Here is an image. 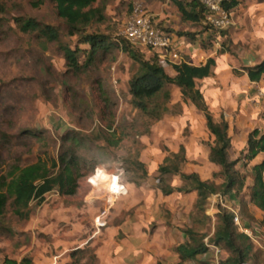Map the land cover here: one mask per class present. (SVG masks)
I'll return each mask as SVG.
<instances>
[{
  "label": "rangeland",
  "instance_id": "374dc122",
  "mask_svg": "<svg viewBox=\"0 0 264 264\" xmlns=\"http://www.w3.org/2000/svg\"><path fill=\"white\" fill-rule=\"evenodd\" d=\"M189 1L97 0L92 6L104 7L106 20L101 25L90 27L88 33L102 34L107 36L110 42H118L123 36V26L135 5H140L150 15L153 25L163 31L177 29V34L191 32L185 29L177 5L180 3L189 10ZM36 2L40 3L37 7L34 5ZM257 2L240 0L237 7L230 11L233 24L238 18L241 25L230 27L227 30V39L222 35V31L207 28L204 24L193 28L199 30L197 34L207 31L212 33L214 37H211V42L218 43V50L229 51L235 59L240 55L246 56L250 52V44H254L249 43V38L259 36L251 34L253 28L264 24V5H261L259 13L261 23L254 22L252 16L251 10ZM17 18L31 19L42 26L54 29L58 33V39L47 43L45 39L38 37L37 33H22L19 25L15 23ZM259 32L261 31L257 33ZM233 36L237 39L235 43ZM77 42V37L67 36L64 22L57 17L54 4L48 0H0V131L9 140L8 145L0 143L2 160L13 163L20 157L21 163L27 165L34 163L39 156L42 159L47 156L55 158L60 149L61 137L68 131L89 133L94 128H105L111 124L112 128H119L128 136L119 147L110 151L103 152L97 149L81 151L86 157H92L100 164L78 179L74 195L60 196L56 191L46 194L41 204L32 202L29 205L27 219L16 217L8 205L0 216V264L18 262L26 255L31 257L32 261L63 263L69 252L78 246L72 241L70 243L68 238L76 236L78 240H82L84 236L96 233L92 218L99 214L101 207L95 206V203L104 202L99 199L101 195L95 190L94 184L107 176L115 178L117 183L126 185L125 182L133 175H140L139 171L133 173L132 168L127 169L123 165L121 160L124 158L138 155V160L147 170V176L141 181V185L153 188L157 186L158 166L169 153L178 150L181 143L190 150L187 155L188 162L183 169L185 173L197 171L201 179L212 180V174L219 171L218 167H214L207 160L213 138L206 129L204 116L192 104L181 103L180 93L176 87H168L171 94L169 112L160 121L153 123L147 135L140 136L139 134L146 133L148 125L143 123L138 111L130 104L128 81L136 69L131 59L118 48L111 47L105 53H99L97 61L87 72L78 75L67 74L61 47L77 46L83 50L89 48L88 45H78ZM211 42H202V45ZM142 52L146 59L151 56L148 51ZM83 57L82 54L80 63L83 62ZM163 66H166L163 68L169 75L170 66L166 63H163ZM232 66L236 68L234 70H243L248 65L235 64L232 58ZM230 77L224 75L221 79L210 78L197 83V87L205 95V103L207 97L205 90H216L219 95L226 94V97L232 94ZM97 81L101 83V92L97 89ZM255 88L253 90H259ZM257 100L260 108H263L264 95L261 92ZM82 102L87 105L86 108L81 106ZM207 104L213 119L217 121L225 112L226 106H215L211 98H208ZM249 106L255 109L254 101L249 102ZM91 107L94 111L93 116ZM227 114L230 126L234 127L237 111L231 109ZM249 121L250 119L246 118L244 123L249 124ZM25 131L30 133H23ZM239 150V146L233 147L228 153L229 159H236ZM261 158L252 164L260 162ZM4 167L5 165L2 168ZM251 167V164L247 167L241 164L237 166L245 175L247 185H250L253 179ZM97 169L101 171L96 172ZM168 181L174 186L180 185L176 177ZM99 185L105 184L103 182ZM216 195L222 197L224 207H220L238 213L241 221L250 226L248 229L257 238L255 242L250 240L254 248L260 251V264H264V227L252 222L248 217L243 219L241 216L242 203L248 199L247 191L238 197L232 194ZM186 200L189 208H192L191 198L183 200L178 198L173 202L177 205ZM193 216H197L194 220L190 219L193 228L212 233L213 220L200 224L198 222L200 215L192 211L190 218ZM62 255L61 259H55ZM225 256L226 254L220 251L211 253L207 262L215 264L216 260L220 262Z\"/></svg>",
  "mask_w": 264,
  "mask_h": 264
},
{
  "label": "trees",
  "instance_id": "16d2710c",
  "mask_svg": "<svg viewBox=\"0 0 264 264\" xmlns=\"http://www.w3.org/2000/svg\"><path fill=\"white\" fill-rule=\"evenodd\" d=\"M54 4L55 13L67 28V36L77 37L78 45H88L87 50L78 48L61 47L67 74L78 75L85 73L97 61L99 53H105L109 48H118L125 53L135 65L136 69L128 81V93L130 104L136 109L143 123H146L145 134L149 128L160 121L169 112L171 94L169 86L179 90L182 104H192L197 111L202 113L205 126L213 142L209 147L207 159L210 164L218 167L219 171L212 174V180H203L195 173H185L184 166L187 164V149L183 145L178 147L177 152L169 153L158 166L156 171L157 187L164 196L174 192L195 193L193 211L200 215L198 222H210L211 219L204 214L207 200L216 194L236 197L247 191L249 204L262 213L259 226L264 227V159L251 167L253 177L250 185L246 184V177L237 166L241 164L247 167L258 155H264V133L255 129L248 134L246 146L234 160L228 157L231 140L228 134V123L223 115L216 121L213 119L206 103L205 95L197 87V81L204 80L210 76L211 68L215 66L214 59H208L203 65L192 66L186 62L173 65L175 72L173 77L169 76L160 62L158 53L150 52L151 56L146 59L141 48L133 46L124 36L118 42H110L109 38L102 34L88 33L92 26H98L105 22L104 7H93L97 0H48ZM40 3L36 2L37 7ZM183 21L201 23L206 14L205 8L199 0H190L189 10L177 3ZM237 6L236 0H228L225 4L227 11ZM19 30L24 34L37 33L38 37L45 39L47 43L55 42L58 33L48 27L42 26L31 19H15ZM210 28L208 26H205ZM228 29L222 31L227 39ZM224 45V44H222ZM84 55L80 63L81 55ZM248 80L251 83L260 82L264 76V60L253 67L244 68ZM237 73V72H236ZM97 89L101 92V83L97 81ZM105 101V100H104ZM82 107L86 104L82 102ZM180 107V105L178 106ZM91 107V114L93 116ZM264 118V113L262 114ZM97 129V130H96ZM96 131V132H95ZM23 133H27L26 131ZM28 132L27 134H29ZM128 137L127 133L119 128H112L109 124L105 128H94L89 133L82 131H68L60 140V149L57 157L39 156L32 164L23 165L21 158L13 163L4 162L0 154V216L9 205L16 217L21 219L28 217L29 205L32 202L41 204L45 195L56 191L60 196H72L75 194L78 179L82 178L87 171H91L100 164L92 157H86L81 151L97 149L99 151H110L120 146L122 141ZM100 142V143H99ZM0 143L9 144L8 137L0 131ZM4 150L5 148L2 147ZM138 155L133 158H124L121 161L131 172H140L133 175L125 183L141 185L145 180L147 170L145 165L138 160ZM6 163V164H5ZM3 165H5L4 168ZM101 171L97 169L96 172ZM178 178L180 185L174 186L168 180ZM244 215V213H242ZM245 217V216H244ZM188 241L180 245L177 251L180 262L183 264L207 251V244L218 247L226 256L219 264H260V251L254 248L251 240L240 233L233 224V213L219 207L214 215L212 233L202 232L193 227L184 230ZM71 262L68 264H94L95 257L89 250L79 249L71 253ZM7 264H34L28 255L22 257L18 262L9 261Z\"/></svg>",
  "mask_w": 264,
  "mask_h": 264
},
{
  "label": "crops",
  "instance_id": "0c3cea01",
  "mask_svg": "<svg viewBox=\"0 0 264 264\" xmlns=\"http://www.w3.org/2000/svg\"><path fill=\"white\" fill-rule=\"evenodd\" d=\"M236 1L238 5L240 0ZM257 1L260 3L257 2V4L253 5L254 8H252L251 11L253 13L252 16H254V22L259 24L261 23V16L259 13L262 9L261 5H264V0ZM237 19L238 18L235 19L236 22L234 21V27H239L241 25L239 19ZM184 23L183 25L186 26L185 29L191 32L184 31L177 34V29H172L171 31L164 30L170 37L171 49L180 56L181 62H186L192 66H200L208 59H214L215 66L211 68L210 76L206 79L213 78V80H215L223 78L224 75L231 76L232 94L226 97V94L219 95L216 90H205V92H207L206 104L208 98H211L215 106H226L223 117L229 127L228 134L231 140L229 151H231L233 147L239 146L240 152L245 148L248 134L251 131L257 129L261 133H264V118L262 117L264 107L260 108L259 101L257 100L259 92L264 95V76L261 78L260 82L251 83L244 69L234 70L236 68L232 66V58H234L235 64L242 63L244 66L248 65L247 67H253L264 60V24L263 26L257 25V27L253 28L251 34L255 33L254 35L259 36L257 38L256 36H251L249 38V43H254L249 46L250 52L246 56L240 55L235 59L229 51L225 49L218 50V43L216 41L211 42V37H214V35L212 33L210 34L209 31L197 34L199 30L193 27H198L199 24L202 25V22L197 24L191 21H184ZM230 30H232V28ZM235 30L238 29L235 28ZM258 31L261 32L257 33ZM260 33H262V35H260ZM235 39L236 38L233 36L234 43ZM201 41L204 43H209L210 41L211 43L203 46ZM167 65L171 68L168 72L170 73L169 76L173 77L175 72L172 66L176 64L167 63ZM198 82L200 81H197V83ZM254 87L259 90H253ZM253 98H255V100ZM253 101L255 103V109L249 106V102ZM231 109L237 111L234 127H231L228 121L227 112H231ZM246 118L250 119L249 124L244 123ZM181 145L186 147L184 143H181ZM186 149L187 152L190 153L188 147ZM176 151L177 150L172 152ZM259 157H262L260 162L264 159V155L260 154L250 164L252 166L259 164L260 162L252 164ZM195 173L198 174L197 171H195ZM125 189L126 195L120 196L115 200L109 210L107 224L103 228L96 233L93 232L91 236H84L82 240H78L76 236L68 238L69 242L72 241V243L78 244V246L69 252L65 261L61 264L70 263L71 253L79 249L89 250L95 257L94 264H178L180 262L177 248L188 241L184 230L191 228L190 219L194 220V218L197 217L193 216L190 218L196 194L174 192L168 196H164L157 186L153 188L151 186H136L129 183H126ZM188 197L192 199V208H189L187 200L185 202L181 201L180 204L177 205L173 202V200L178 198L182 200L189 199ZM212 201L213 197L208 198L207 210H205L204 214L214 221V215L218 212L220 206L218 204L212 205ZM95 206L101 207L102 209L104 203L101 204L96 202ZM242 213H244V215H242ZM95 215L92 218L93 227L95 217L98 214ZM241 216L243 219L245 216L253 218L254 221L258 222L261 220L262 213L250 205L247 199V201L245 200V202L242 203ZM242 224L250 228L243 220ZM204 242L206 243L207 251L183 264H208L209 262L207 261L208 259L210 260L209 256L211 253L215 254L219 253V251L220 253L222 252L218 247L207 244V238ZM57 257L58 258L55 259H61L63 255ZM33 263L52 264L46 260H33Z\"/></svg>",
  "mask_w": 264,
  "mask_h": 264
},
{
  "label": "built area",
  "instance_id": "2783aa9c",
  "mask_svg": "<svg viewBox=\"0 0 264 264\" xmlns=\"http://www.w3.org/2000/svg\"><path fill=\"white\" fill-rule=\"evenodd\" d=\"M227 1L228 0H199L206 11L202 24L216 31H223L232 27L233 20L231 13L225 8ZM122 35L133 46L158 53L162 65L163 63L179 64L181 62L180 56L171 49L169 35L153 25L150 15H148L140 5H135L132 8L131 14L123 26ZM103 187H105V185ZM98 193L101 195L99 199L103 200L104 207L94 220L96 232L107 224L109 210L118 197L126 195V189L123 183L118 182L117 187L107 189L104 194L101 192ZM213 204L224 207L220 195H215L213 197L212 205ZM232 213L233 224L238 231L246 235L252 241H255L257 239L256 236H253L252 231L243 226L240 215L236 212ZM215 264H219L218 260H216Z\"/></svg>",
  "mask_w": 264,
  "mask_h": 264
},
{
  "label": "bare ground",
  "instance_id": "6f19581e",
  "mask_svg": "<svg viewBox=\"0 0 264 264\" xmlns=\"http://www.w3.org/2000/svg\"><path fill=\"white\" fill-rule=\"evenodd\" d=\"M114 181H115V178L105 176V177L101 178L100 180H98L96 182L97 184L96 183L94 184V186H95L94 188L97 192H101L104 194L107 189L114 188V187L118 186V183L116 181H115V186H113ZM103 182L105 184V187L99 185L100 183H103Z\"/></svg>",
  "mask_w": 264,
  "mask_h": 264
},
{
  "label": "clouds",
  "instance_id": "9594fccd",
  "mask_svg": "<svg viewBox=\"0 0 264 264\" xmlns=\"http://www.w3.org/2000/svg\"><path fill=\"white\" fill-rule=\"evenodd\" d=\"M113 186H115V181L113 182Z\"/></svg>",
  "mask_w": 264,
  "mask_h": 264
}]
</instances>
